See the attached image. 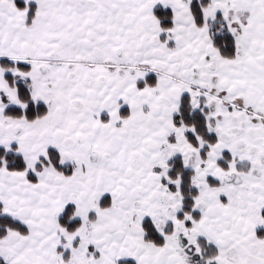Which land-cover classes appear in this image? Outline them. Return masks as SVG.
I'll return each instance as SVG.
<instances>
[{"label": "rangeland", "instance_id": "374dc122", "mask_svg": "<svg viewBox=\"0 0 264 264\" xmlns=\"http://www.w3.org/2000/svg\"><path fill=\"white\" fill-rule=\"evenodd\" d=\"M24 1L36 4L31 21L29 7L0 0V59L30 65L21 72L0 66V93L24 106L5 79L20 73L49 113L34 122L7 117L0 95V146L17 144L28 166L0 168V206L29 229L10 230L0 241V264H190L198 253L205 264L247 255L264 264V238L257 236L264 227V0H211L205 8L207 21L221 13L234 34L233 58L214 47L208 24H195L191 0ZM157 5L173 10L170 29L160 24ZM185 93L194 110H207L218 137L205 157L206 142L194 146L186 137L193 127L174 122ZM50 148L73 166L70 175L42 162ZM223 151L232 155L227 168L219 162ZM176 154L195 171L194 209L214 207L213 215L178 218L180 180L168 177ZM222 195L226 212L216 208ZM70 203L82 221L73 232L59 222ZM146 218L164 236L162 247L145 240ZM189 239L191 252L183 248Z\"/></svg>", "mask_w": 264, "mask_h": 264}, {"label": "trees", "instance_id": "16d2710c", "mask_svg": "<svg viewBox=\"0 0 264 264\" xmlns=\"http://www.w3.org/2000/svg\"><path fill=\"white\" fill-rule=\"evenodd\" d=\"M17 6L20 8L29 7L28 20L31 21L35 16L36 4L33 2L26 3L24 0H16ZM211 0H191L190 10L194 22L197 26L202 27L208 24L210 27V33L212 36V41L214 47H216L219 53L226 58H233L237 54V45L234 34L230 31L223 15L218 13L216 19L206 20L205 8L208 7ZM155 14L160 20V24L165 29H170L174 25L173 17L174 13L170 7H162L160 5L155 7ZM206 21L208 23H206ZM1 65L5 69L17 68L19 71L30 70V65L28 63L16 62L7 58L0 59ZM5 78L8 84L15 88L20 101H22L25 106L19 105H8L4 109V114L11 117H24L29 121H34L38 118L45 116L48 113V106L42 101H35L32 97L31 90L25 79H23L19 74L7 72ZM152 83L155 82L154 78L150 80ZM174 122L176 125L185 124L187 126H192L193 130H189L186 133V137L194 146H199L200 142H206V145L201 150V153L205 157L206 153L210 149V145L216 144L218 137L216 133L211 131L207 110L196 109L194 110L191 105V96L189 93H185L181 98V105L179 112L174 117ZM49 159L42 157V162L49 166H53L59 172L66 175H70L73 170L72 165H63L60 161V153L55 148H50L48 150ZM232 155L229 151H223V159H221L220 165L227 168V162L231 160ZM6 163V168L10 171H24L27 169V163L22 154L17 152V145L13 144L11 150H7L5 147L0 146V168ZM169 172L168 177L172 180H180V193L182 195V208L178 213V218H185L186 214H191L195 219H198L201 213L194 209L195 198L199 194L198 188L193 184V177L195 171L187 166L183 156L181 154H176L172 156L169 160ZM27 177L30 181L36 182L37 176L34 172L29 171ZM208 182L211 185H218L219 183L213 179L209 178ZM175 186V183H171ZM101 204L103 206H108L110 204V197L105 196ZM75 206L74 204H68L64 211H62L59 222L62 227L66 228L68 231L73 232L81 225V219L74 217ZM262 216L264 217V209L262 211ZM186 224L188 226L192 225V221L187 219ZM143 231L145 232V240L152 242L156 245H164L165 238L159 232L155 223L151 218H146L142 223ZM9 230L18 231L21 234H28V227L20 220L12 217L2 211V206H0V241L9 232ZM257 236L264 238V227L257 230ZM118 264H137L132 258L121 259Z\"/></svg>", "mask_w": 264, "mask_h": 264}, {"label": "crops", "instance_id": "0c3cea01", "mask_svg": "<svg viewBox=\"0 0 264 264\" xmlns=\"http://www.w3.org/2000/svg\"><path fill=\"white\" fill-rule=\"evenodd\" d=\"M17 98H18V96H17ZM10 118H14V117H10ZM15 119H18V118H15ZM231 192L234 193L235 192V189L234 188H231ZM232 196H233V200H235V198H236L237 195H232ZM215 197H217V199H218L217 204H219V205H216V208L217 209H223L224 208L225 212L230 209V207H228V204H227L228 203V196L227 195H222V197L221 196H215ZM239 202L243 206L245 205V199H244L243 196H241V199L239 200ZM250 209H251V211H250L251 218H252V220H254V222H256V220H258V217H259V208L257 206H253ZM262 210H263V208H262ZM200 212H202L201 213L202 217L203 216L204 217L205 216L207 217L208 214L213 215L214 214V207H209V209L207 207H205L204 209H200ZM261 217L264 218L262 216V211H261ZM227 219H228V217H227ZM225 220H226V215H225ZM236 232L238 234H241L239 230H236ZM190 234H191V229H188L187 233H185V232H184V234L182 233V236L183 237L186 236V235L189 236ZM255 234H256V232H255ZM202 236H204V235H202ZM186 241H187V239H184V243H186ZM188 244H189V246H188ZM183 245H184L183 248H187V252H191L192 249L194 248L193 246H190V245H192L190 239L188 240V243L187 244H183ZM254 248H255V246H254ZM245 249H247L248 251H251L252 247L249 248L247 246ZM175 250H178L177 246H173V251H175ZM253 251L254 250H252V252ZM179 258H180V260L182 259V257H179ZM248 258H249V255L246 256V259H244L241 256L240 261L236 260V261H233V262H235L234 264H237V263H239V264H256V263H259V261H260V259L258 257H256L255 255H252L249 259ZM201 259H203L202 254L198 253V254L192 255V257L190 256L189 263L190 264H193V262H195V261L196 262L200 261V264H205V261L204 260L201 261Z\"/></svg>", "mask_w": 264, "mask_h": 264}, {"label": "flooded vegetation", "instance_id": "af4514ba", "mask_svg": "<svg viewBox=\"0 0 264 264\" xmlns=\"http://www.w3.org/2000/svg\"><path fill=\"white\" fill-rule=\"evenodd\" d=\"M30 3V2H29ZM158 6V5H157ZM19 9H24V8H20V7H18ZM5 58V57H4ZM8 59V58H7ZM16 62H21V61H16ZM23 63V62H22ZM0 66L3 68V69H5L2 65H1V63H0ZM17 69V68H16ZM7 71L8 70H10V69H6ZM21 72V71H20ZM6 74V73H5ZM19 75H20V73H19ZM21 76V75H20ZM23 76V75H22ZM6 79V78H5ZM26 82H28L27 80H25ZM10 86V85H9ZM11 87V86H10ZM13 88V87H12ZM3 93H5V92H1L0 93V95H1V102L2 103H4V105H6V106H8V105H15V104H12V103H10V101H9V99L8 98H5L4 100H2V98L3 97H6V95H4L3 96ZM6 94V93H5ZM16 94H17V92H16ZM3 96V97H2ZM8 96V95H7ZM17 96H18V94H17ZM18 99H19V97H18ZM19 101H20V99H19ZM35 101H41V100H35ZM22 104H24L22 101H20ZM24 106H25V104H24ZM48 106V105H47ZM6 108V107H5ZM4 108V109H5ZM48 109H49V107H48ZM48 113H49V110H48ZM48 113L46 114V115H48ZM3 114H4V110H3ZM45 115V116H46ZM45 116H43V117H45ZM7 117H11V116H7ZM43 117H41V118H43ZM14 118H18V117H14ZM21 118H24V117H21ZM19 119V118H18ZM26 119V118H25ZM38 119H40V118H38ZM27 120V119H26ZM37 120V119H36ZM29 121V120H28ZM35 121V120H34ZM34 121H30V122H34ZM13 145V144H12ZM17 145V144H16ZM18 150H19V146L17 145V152H18ZM18 153H20V152H18ZM20 154H22V153H20ZM25 158V157H24ZM26 161V160H25ZM2 168V167H1ZM6 170H7V168H6ZM26 170H28V166H27V169ZM26 170H24V171H26ZM15 171V170H14ZM9 172H12V171H10L9 170ZM27 176V175H26ZM28 178V177H27ZM29 180V179H28ZM37 182V181H36ZM6 213V212H5ZM19 220V219H18ZM21 221V220H20ZM10 231V230H9ZM15 231V230H14ZM16 232H18V231H16ZM9 233V232H8ZM29 233V232H28ZM21 234V233H20ZM8 235V234H7ZM6 235V236H7ZM23 235H26V234H23ZM144 235H145V233H144ZM5 236V237H6ZM2 240V239H1ZM147 241V240H146ZM149 242V241H148ZM152 243V242H151ZM154 244V243H153ZM156 245V244H155ZM158 247H162L163 245H157Z\"/></svg>", "mask_w": 264, "mask_h": 264}]
</instances>
